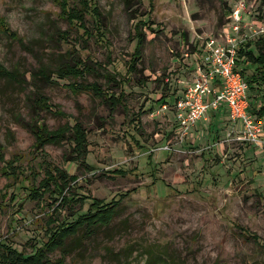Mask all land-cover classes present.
<instances>
[{
  "label": "rangeland",
  "instance_id": "rangeland-1",
  "mask_svg": "<svg viewBox=\"0 0 264 264\" xmlns=\"http://www.w3.org/2000/svg\"><path fill=\"white\" fill-rule=\"evenodd\" d=\"M90 1L0 0V21L22 40L0 27V66L27 82L0 78V243L33 255L93 201L115 199L109 223L91 237L80 231L66 255L48 253L45 264H264V118L257 142L225 112L182 140L172 110L195 46L229 30L257 53L264 0ZM41 65L52 83L32 79ZM65 65L84 75L58 78ZM243 70L247 81L257 74ZM34 83L51 111L35 109ZM249 95L254 113L264 83ZM77 123L87 135L85 162L73 154ZM43 127L66 134L41 148L35 132ZM55 168L75 178L64 192L70 202L48 191L32 199L30 188Z\"/></svg>",
  "mask_w": 264,
  "mask_h": 264
},
{
  "label": "trees",
  "instance_id": "trees-1",
  "mask_svg": "<svg viewBox=\"0 0 264 264\" xmlns=\"http://www.w3.org/2000/svg\"><path fill=\"white\" fill-rule=\"evenodd\" d=\"M90 1V0H89ZM91 5V1H90ZM94 13V17L97 20V22H100L99 18L97 17L96 10H92ZM74 18V17H72ZM76 22V21H75ZM0 27L5 28L6 33L13 39H19L21 40L17 34L12 32L8 26H6L5 22L3 20L0 21ZM141 38H138V45L137 49L141 47ZM22 41V40H21ZM251 44L248 43L245 47L241 46L239 50L240 57H245L246 62L244 61V67L245 64H248L250 66H253L257 74L251 77V79L248 82L249 89L253 88L255 84H261L264 83V38H260L256 42L257 47V53H255L253 50H251ZM24 48L28 49L23 43L21 44ZM243 67V69H244ZM81 72H84L83 70L79 69L77 66H69L65 65V67H59L54 73L58 76L60 79L68 78L69 76H73L75 78L81 77L84 74H81ZM244 76V70L242 71ZM78 74H81L78 76ZM52 71L48 69V66L41 65L40 69L33 74L32 79L36 80L37 82L41 83H52ZM78 76V77H77ZM0 78L6 79L10 82L16 83L17 85H26L27 82L19 76L18 73L9 71L5 67L0 66ZM246 79V78H245ZM35 88V98L33 100L35 109L39 108L43 110L42 108L47 109L48 111H51L52 108L50 107L48 101L49 99L41 93L40 86L34 83L32 85ZM81 86L74 84V89H80ZM98 89V88H95ZM99 90V89H98ZM100 94V93H99ZM111 99H117L115 97H111ZM161 105L163 104H170V102L163 98L161 101ZM252 108V105H251ZM259 118H264V106H261L258 111L253 113ZM66 134V131L64 129H60L57 131H50L48 128L39 129L36 130L35 135L37 137V142L41 146V148L48 142H58L62 138H64ZM73 141L75 142V146L73 147V154L75 156V160H83L84 162L87 160L86 157L88 155V151L86 150L88 147V140L87 135L85 133V130L82 128V125L77 123L73 127ZM40 148V149H41ZM83 155V156H82ZM81 163V162H79ZM56 172V173H55ZM55 172L52 171V173H49L46 179H44L40 185L39 188H30L31 195L30 197L32 199H36L40 197L43 192H50L51 194H57L61 197L63 202H70L69 198H66L64 196L65 190L70 188V185L72 182H74L75 178L74 176L70 177L66 172L63 170H59L58 168H55ZM16 174L18 175V172L16 171ZM120 200H111L110 202L95 200L91 204L89 210L83 214L78 216L77 220L71 224H62L58 226L54 231H51L50 237L48 241L39 248L35 254L26 256L22 252H18L16 249H13L11 246H8L4 243H0V264H45V260L48 257V253H54L56 250H62L63 253L66 255V247H67V241L71 238H74L78 236L80 231H85V236L91 237L94 234L95 229H93L96 224L102 223L107 224L109 223L113 216L116 213V208L120 204ZM80 239V238H78ZM54 264H65L64 258H61L60 260H57Z\"/></svg>",
  "mask_w": 264,
  "mask_h": 264
},
{
  "label": "built area",
  "instance_id": "built-area-1",
  "mask_svg": "<svg viewBox=\"0 0 264 264\" xmlns=\"http://www.w3.org/2000/svg\"><path fill=\"white\" fill-rule=\"evenodd\" d=\"M238 15L239 11L234 14L236 20L240 19ZM231 29L239 32L238 25ZM239 50L227 30L222 40L207 39L186 53V58L191 57V62L185 64L190 80L183 82L184 91L176 96L172 106L178 126L177 138L185 139L200 122L225 112L248 133L250 140L257 142L261 131L256 125L258 117L251 112L249 84L242 74L246 58L240 57ZM168 107L163 104L162 111Z\"/></svg>",
  "mask_w": 264,
  "mask_h": 264
}]
</instances>
